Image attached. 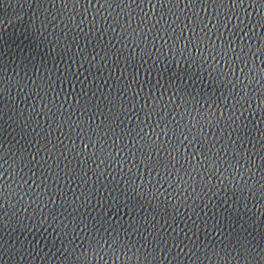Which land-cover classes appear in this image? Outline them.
I'll return each instance as SVG.
<instances>
[{"label": "water", "instance_id": "obj_1", "mask_svg": "<svg viewBox=\"0 0 264 264\" xmlns=\"http://www.w3.org/2000/svg\"><path fill=\"white\" fill-rule=\"evenodd\" d=\"M241 54L245 59L238 68ZM217 71L239 83L229 93L231 99L223 89L218 92ZM197 72L192 81L196 91L202 86L206 97L220 96L221 100L197 103L196 108L201 113L223 112L224 117L231 112L237 124L236 128L201 124L199 134L218 141L217 147L223 145L217 160L231 162L235 156V166L213 167L205 161L193 175L173 152L169 156L173 166L166 174L153 173L150 167L145 171L137 160L134 137L152 121L145 123L140 104L162 103L165 117L171 110L179 122L175 138L158 128L152 134L159 136L161 145L188 148L198 135L187 123L195 100L181 119L177 112L182 111L183 102L175 97L169 100L156 88L166 74L184 77L187 73L191 78ZM49 82L52 88H44ZM132 90L137 94L132 109H127ZM117 92L127 109L120 121L124 129H130L126 135L133 137L131 144L125 141L121 148L117 143L113 151L112 137L105 136L97 149L95 138L89 143L82 127L77 130L75 123H61L65 105L75 112L73 99L99 103L101 97L117 99ZM157 95L160 100L155 99ZM240 95L247 99L241 102ZM80 115L88 118L90 113L81 109ZM240 122L246 132L239 128ZM96 127L91 124L92 131ZM181 131H185L183 136ZM261 141L264 0H160L151 9L137 6V0H0V241L7 245L0 250V264H80L84 256L85 264H132L119 251H89L87 231L75 228L85 211L95 215L93 200L103 207L102 198L117 195L138 204L135 213L129 207L127 215L123 211L113 214L112 223L131 229L129 239L139 242L125 254L129 257L136 253L149 259L155 256L159 264H209L211 256L205 257V251L210 253L211 248L200 245L215 247L221 242L223 233H213L210 224L223 207L236 210V227L251 241L245 249L251 255L248 264H264V226L259 223L264 217V196L257 194L264 188V168L258 170L256 161L257 156L264 161ZM23 145L22 152L31 160L17 170L15 149ZM54 152H63L65 161L71 160L69 153L85 154L87 163L81 162L76 170L75 183L56 178L62 173L52 163ZM139 154L153 158L151 153ZM49 177L60 193L58 202L54 195L49 199L42 194L51 182ZM251 185L256 187L249 195ZM137 216L147 221L145 226L135 227ZM148 237L156 239L159 247H148L144 243ZM236 264L244 261L237 259Z\"/></svg>", "mask_w": 264, "mask_h": 264}, {"label": "snow or ice", "instance_id": "obj_2", "mask_svg": "<svg viewBox=\"0 0 264 264\" xmlns=\"http://www.w3.org/2000/svg\"><path fill=\"white\" fill-rule=\"evenodd\" d=\"M111 0H106V3H110ZM126 3V0H124ZM160 3V0H137V6H143L151 9L153 4ZM129 8L132 7L131 4L127 5ZM83 55V54H82ZM91 55V54H89ZM227 55L231 58L233 62H235V57L231 55V52H228ZM245 59L243 54H241V64L238 65V68L242 66V61ZM79 62V58L78 61ZM199 73H195L193 77H189L186 73L184 77H180L179 75L172 76L170 74H166L162 84L158 81L156 91L157 93H161L169 97L171 100L172 97H175L177 101H182L183 103L180 105L182 111H178L177 115L180 116L181 119L185 118V113L188 109L189 103L195 100V103H192L191 112L187 113L189 118L187 123L191 126L192 129H195L198 135L196 139L189 144L188 148H184L181 145L179 148L169 147L167 143L161 145L159 136L152 134L153 128H158L159 132L164 135H171L173 138L176 136L175 129L177 128V124L179 123L175 117H172L171 110L168 113V116H164V110L162 103L157 105L155 101L148 107L145 104H140V109L143 113V119L145 123L151 119V125L145 129L143 126L138 130V134L135 135V143L138 146L137 151V160L144 166L145 171L150 167L153 173L156 172H164L165 174L169 170L170 167L173 166L172 159L169 158L170 154L175 152V159L180 160L183 159L186 164L190 166V170L193 175L196 174L198 169H201V165L207 161L208 163H212L213 167L217 164L220 165L221 168L226 167H234L236 163V158L233 156L232 161L224 160L223 162L217 160V155H219L223 151V145L217 147L219 144L218 141H213L210 139H202V134L200 133L199 126L203 124L204 127H207L210 123L216 124L217 126L223 125L226 128L232 127L236 128L237 124L233 122V116L231 112L227 117H224V113L220 112L219 115L210 113L208 111H203L201 113L200 110L196 108L197 103H212L215 104L221 100L220 96L213 97L208 95L207 97L204 94V89L201 86L199 92L196 91V86L193 84V79L198 76ZM207 78V76L205 77ZM243 74L241 73V80H243ZM212 86V82H209V87ZM240 85L236 79L231 78L229 75L221 76L219 72L216 73V87L218 92L223 89L224 95H228V98L231 99L230 92L235 91ZM46 89H51V83H46L43 85ZM115 88V83L113 84ZM39 91L40 89L37 88ZM122 90V89H121ZM56 91H59V88H56ZM148 95L152 96V89H147ZM137 94L136 90H132L130 94L129 103L127 105V109H132L133 102L135 100V96ZM119 92H117V99H113L109 96L107 99L104 97L100 98V102L96 103L95 100L89 102L86 98L81 97L79 100L73 99V107L75 108V112H73L72 108H68L65 105L66 112L60 114L61 123H64L65 120L68 124L75 123L77 125V130L80 127L83 128L85 132V138L89 140V143L92 142V139L95 138V145L97 149L100 148L101 141L105 136L112 137V148L115 151V145L118 143L121 148L123 147L125 141L131 144L133 142V137L126 135L127 131L130 129H124L122 127L120 116L127 109L124 105L119 101ZM160 95L156 96V100H160ZM55 99V97H50L51 100ZM247 97L245 95H240L239 100L241 102L245 101ZM81 109H85L90 113L88 118H83L81 113ZM73 116L76 117L75 121H73ZM160 117H164V119H160ZM171 117V118H170ZM96 124L97 127L94 131L91 130V124ZM239 128L246 132L243 128V123L240 122ZM106 129V130H105ZM21 130L23 131V125L21 124ZM185 131H181L180 135L183 136ZM47 138V137H46ZM33 143H35V139L33 138ZM247 142V141H246ZM250 143V142H249ZM264 143V141H261ZM17 147L15 149L17 157H19L16 162V168H19L23 165L25 160H31L29 155H26L22 152V147ZM189 149L190 154H189ZM229 151L232 150V146L228 145ZM2 147H0V151H2ZM151 153L153 158L151 160L142 158L140 156V152ZM215 151V155H214ZM164 153L163 156L159 155V153ZM54 159L52 160L53 165H56L60 168L61 173L57 174V179L63 180L65 184L69 180H72L74 183L76 182V170L80 169L81 162L87 163V157L83 152H80L76 155L69 153L71 157L70 161H65L62 159L64 153L60 152L59 154L53 153ZM119 155V153H117ZM243 155H247L246 153ZM243 155L241 159H243ZM260 155H264V150H261ZM47 156V154H45ZM125 158L127 159V153H125ZM257 161V169L264 168V161L259 159V156L256 157ZM59 162V163H58ZM67 163V167L64 165ZM52 171H56V167L52 169ZM147 179V176L145 177ZM259 179V177H258ZM2 180V178H0ZM51 182L48 183V188L44 189L43 195L48 196L49 199L54 195L56 197V201L58 202L60 199V193L55 184V181L49 177ZM2 183H0V190H2ZM233 187H235L233 185ZM255 185L250 186L249 195H251V189L255 188ZM244 186H240V190H243ZM258 195L264 196V188H261L257 191ZM139 199V198H137ZM103 207L96 200H93V212L94 216H90L87 211L84 212L83 217H78L75 228L80 229L83 227L88 235L85 239L88 241L89 251L102 250V251H111L116 252L119 251L121 253L122 259L127 261L131 260L132 264H159L156 260L155 256L151 259L144 257L142 254L137 257L136 253H133L131 257L125 255L130 249H134L137 247L138 241H132L129 239L128 229L126 231L123 227L117 228L115 224L112 223L115 213L119 215L122 211L125 215H127V210L129 207L133 209L135 213V209L138 207L136 201L126 200L123 196L117 195L115 199L110 197L102 198ZM107 209V212L104 209ZM99 209V211H97ZM147 221L142 216H137V220L135 223V227H143L145 226ZM155 223V221H153ZM256 222L253 221L252 224ZM260 225L264 226V217L260 218ZM239 224L238 213H236L235 209H232L231 212L226 211L223 207H220L216 211L215 217L212 219V223L210 224L211 230L213 233H223V238L221 242L212 247V245L201 244L200 247L202 249L211 248V252L205 251V257L208 255L211 256V261L209 264H236L237 259L243 260L244 264H248V261L251 259V255H246L245 249L251 246V241L247 240V237L244 233L241 232L240 228H237L236 225ZM235 229V230H233ZM74 234V233H73ZM133 236H135V232H133ZM264 240V236L261 237ZM148 244L150 248H158L159 243L156 239L152 237H148V239L144 242ZM169 243H173V240H169ZM142 248L144 244H139ZM4 247H7L6 243L0 241V250ZM239 249V251L237 250ZM87 259L84 256L80 264H85V260Z\"/></svg>", "mask_w": 264, "mask_h": 264}]
</instances>
